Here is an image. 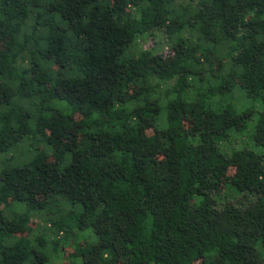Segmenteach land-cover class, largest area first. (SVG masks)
Returning a JSON list of instances; mask_svg holds the SVG:
<instances>
[{"label":"trees","instance_id":"obj_1","mask_svg":"<svg viewBox=\"0 0 264 264\" xmlns=\"http://www.w3.org/2000/svg\"><path fill=\"white\" fill-rule=\"evenodd\" d=\"M56 260L264 264V0H0V264Z\"/></svg>","mask_w":264,"mask_h":264},{"label":"rangeland","instance_id":"obj_2","mask_svg":"<svg viewBox=\"0 0 264 264\" xmlns=\"http://www.w3.org/2000/svg\"><path fill=\"white\" fill-rule=\"evenodd\" d=\"M42 146V145H41ZM43 147V146H42ZM49 159H51V154L49 153L48 156H47ZM38 222H39V219L38 217H34L32 218L31 220V227L32 228H35L37 225H38ZM33 234L35 232H32ZM23 235H26V236H29V232H24V233H16L14 234V237L15 238H19L20 236H23ZM65 250V249H64ZM70 251H72V248L70 246L66 247V250L63 252L64 253V256H66ZM53 264H58V260H56ZM194 264H200L199 262H195Z\"/></svg>","mask_w":264,"mask_h":264}]
</instances>
